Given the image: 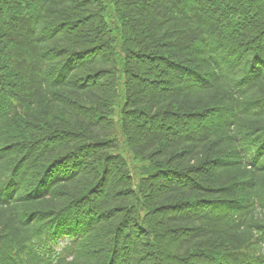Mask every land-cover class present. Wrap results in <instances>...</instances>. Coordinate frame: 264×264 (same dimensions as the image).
Wrapping results in <instances>:
<instances>
[{
    "label": "trees",
    "instance_id": "1",
    "mask_svg": "<svg viewBox=\"0 0 264 264\" xmlns=\"http://www.w3.org/2000/svg\"><path fill=\"white\" fill-rule=\"evenodd\" d=\"M0 264H264V0H0Z\"/></svg>",
    "mask_w": 264,
    "mask_h": 264
}]
</instances>
